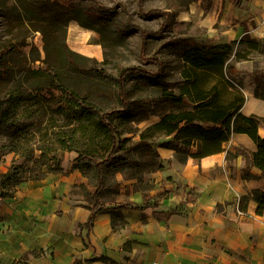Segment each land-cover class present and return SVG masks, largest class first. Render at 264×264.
<instances>
[{
	"label": "crops",
	"instance_id": "crops-1",
	"mask_svg": "<svg viewBox=\"0 0 264 264\" xmlns=\"http://www.w3.org/2000/svg\"><path fill=\"white\" fill-rule=\"evenodd\" d=\"M192 3L198 7L190 3L177 9L176 16L186 19L194 9L202 26L213 31L219 25L230 39L243 32L252 37L257 31L264 33V0H213L207 13L199 8V1ZM67 28L72 35L91 32L75 20ZM89 51L98 55L99 48ZM202 98L211 106H227L236 99L238 113L264 115V101L251 92H209ZM257 133L264 137V123L258 124ZM158 140L137 152L144 165L162 164L151 173L147 202L136 179L117 177L121 181L118 193L93 214L86 245L78 231L85 233L83 227L92 211L86 206L89 201L83 203L82 192L74 190L81 189V184L92 190L87 178L73 168L76 152L62 153L61 172L47 173L40 180L26 178L11 194L0 196V264H264V210L256 214L253 200L242 214L236 210L239 196L264 180L243 179L241 156L228 164L225 161V151L238 145L256 151L250 137L233 132L223 144L224 151L198 160L190 155L194 148L171 142V136ZM252 172L259 170L254 167ZM184 189L191 191L194 201L166 219L164 213L179 205ZM126 202L142 207L120 209L122 219L113 225L111 213L117 204ZM153 203L162 213L160 219L153 215Z\"/></svg>",
	"mask_w": 264,
	"mask_h": 264
},
{
	"label": "trees",
	"instance_id": "trees-1",
	"mask_svg": "<svg viewBox=\"0 0 264 264\" xmlns=\"http://www.w3.org/2000/svg\"><path fill=\"white\" fill-rule=\"evenodd\" d=\"M6 0H0V5H4ZM17 2L7 7V16H13L20 23L32 22L40 18L34 11L32 5L27 0H16ZM49 0H47L48 2ZM86 0H66V4H61L59 0H52L51 24L48 26H36L34 29L41 32L45 41L44 51L46 56H32L31 61H40L42 66L35 70L39 76V83L34 84V89L54 88L58 91L59 100L54 104L53 113L63 120L58 127H52L50 131H45L38 138L36 132L28 131L25 126H21V119L30 118L41 111L40 104L28 105L21 92H8L7 96L0 99V127H6L11 133V139L0 146V154L13 153L22 158L21 162L11 164L7 170L0 174V196H6L13 192L16 185L26 179L23 173L28 171L27 179L40 180L47 173L61 172L60 165L62 153L64 151H74L77 157L74 159L73 168L78 169L83 176L90 181L95 179V186L92 191L80 185L84 199L89 201L86 206L92 211V215L84 224L85 233L83 236L85 245L89 242V234L92 226L93 214L101 211L102 202L100 196L106 188V175L114 176L119 173L124 179H136L141 181V173L148 169L155 172L162 168V164L147 166L139 162L137 152L149 145L150 141L157 137L171 136V142H176L194 148L190 155L198 160L206 155L224 151L223 144L227 143L233 132L245 133L256 145V151L238 145L234 150L225 151V161L236 159L238 156L244 158L243 179H263L264 180V137L257 133L259 123H264V115L258 116L250 114L248 116L238 113L235 106L236 99L227 106H211L210 102L202 98L209 92H203L192 104H188L183 94H176L166 89L168 82L164 79V61L157 57H150L147 60L156 64L155 72H149L140 66H118L116 75H110L103 67L95 68L86 66L85 62L90 58L78 54L68 49L65 43L59 38H64L66 27L70 20H75L79 26L92 29L98 32L102 38L108 37L110 33V12L114 7L105 6L97 0H88L93 6H84L82 2ZM199 1V6L204 13L209 12L213 0H180V6H186L192 2ZM143 0H137L138 12L143 17H148L154 12L161 16V23L157 30H146L137 25L126 24L129 27L138 28L142 36L140 41V54L144 55L146 42L144 35L156 38L162 31H167L171 27V22L175 17L173 10L167 6L163 9L153 8L144 11ZM36 9H42V2H36ZM51 3V2H50ZM62 9V10H61ZM40 11V10H39ZM40 13V12H39ZM50 33V35H48ZM51 33L53 35H51ZM189 42L191 38L187 39ZM240 42H245L249 49L258 50L261 40L250 38L244 34ZM188 42V43H189ZM23 39L7 40L0 44V75L8 71L7 57L18 47L24 45ZM190 49L184 53V60L191 64L194 69L216 66L221 68L226 57L231 52L230 44H219L217 47H224V51H203L196 45L189 44ZM55 59L57 62H52ZM98 65L105 63L104 60L93 59ZM59 63H68L73 69L81 73L89 74L91 69L97 71L101 83L113 87V100L120 108H104L90 99L87 94H81L71 87V79L65 71L59 67ZM129 77H137L142 85L162 86L164 89L159 92L160 97H169L177 103L188 105L186 108H176L160 115L157 121L150 123L142 129H131L125 127L130 120L131 92L126 87ZM40 100L49 101V92H35ZM104 97V95H102ZM255 97H258L255 94ZM241 101V98L239 99ZM238 100V101H239ZM144 120V119H142ZM141 120V121H142ZM138 131L137 140L125 137L124 133H134ZM35 143H37L35 145ZM162 142L161 145H167ZM39 151L38 154L35 152ZM152 156L158 158V154L152 151ZM30 164V168L24 169V165ZM36 168V172H33ZM257 168L259 172H252V168ZM27 168V166H26ZM31 169V170H30ZM44 169V170H43ZM114 194L118 193L120 182H113ZM151 182L146 180L137 187L143 192V201L147 202L146 190L151 187ZM108 191V189H107ZM111 191V190H110ZM114 196V197H113ZM195 198L191 196V191L184 189L182 200L179 205L164 213L168 219L171 214L178 213L187 202H193ZM253 200L257 206L256 214H261L264 210V184L249 190L238 198V208L244 209L246 203ZM140 208L131 202L119 203L111 213V223L114 225L121 218L120 209ZM153 215L160 219V212L156 210L153 203ZM221 209L220 205L216 206Z\"/></svg>",
	"mask_w": 264,
	"mask_h": 264
},
{
	"label": "rangeland",
	"instance_id": "rangeland-1",
	"mask_svg": "<svg viewBox=\"0 0 264 264\" xmlns=\"http://www.w3.org/2000/svg\"><path fill=\"white\" fill-rule=\"evenodd\" d=\"M27 1L31 3L34 11L40 16L32 22L20 23L17 19L14 20L13 16H7V7L16 3V0H6L4 5H0V44L7 40L16 39H23L25 42L24 45L18 47L7 57L8 71L0 75V99L5 98L8 92H21L26 104H40L42 106L40 112L30 118L21 119L20 123L28 131L36 132L38 138H40L42 133L50 131L53 126L58 127L63 122L53 113L54 104L59 100V96L58 91L51 87L34 89L32 85L39 83V74L36 71H28V68L35 70L37 67L42 66L40 61L33 63L31 61L32 56L39 55L40 58L46 56L43 35L34 28L51 24L53 13L50 12V9L59 7V5L52 6V0L48 2L47 0ZM40 1L42 2V5H40L42 9H36V2ZM97 1L105 6L114 7L110 12L111 27H109L108 37L102 38L98 32L92 29H90L89 35H86L88 31L84 29L85 34L75 33L72 35L68 32L67 27L65 37L62 38L59 35L61 42L63 41L68 49L90 58L85 62L86 66L103 67L107 73L113 76L116 75L118 66H140L149 72H155L156 64L149 62L147 59L157 57L165 63L163 76L168 82L166 89L176 94H183L188 104H192L203 92H251L252 96L255 97L256 94L258 96L256 98L264 101V33L257 31L253 33L255 37H252L249 33L247 34L250 38L261 40L258 50L249 49L245 42L239 41L245 32L239 33L236 37L230 39L221 32L222 27L219 25H216V30L213 31L202 26L194 12L197 6L195 3H191L194 8L192 16L186 14V19H179L176 16L177 9L187 8V5H179L180 0H143L142 8L144 11L153 8L163 9L169 6L175 17L171 22L170 29L162 31L158 37L143 36L146 49L144 55L141 56L140 41L142 36L140 31L138 28L129 27L126 24L137 25L146 30H157L162 21L160 14L154 12L148 17L141 16L138 12L137 0ZM59 2L66 4V0H59ZM82 5L93 6L88 0L83 1ZM51 35L53 34L51 33ZM189 38L192 41L189 42L187 40ZM190 43H194L196 47L203 51L216 52L224 51V47H217V45L227 43L231 46V52L221 68L208 66L193 69L191 64L184 60L185 51L191 48ZM96 46L99 48L98 55L94 51H89V48ZM93 59L104 60L105 63L98 65L93 62ZM51 61L57 62L55 59ZM58 66L69 75L73 89L81 94H87L90 99L101 107L120 108L113 100V87L101 83L97 71L91 69V72L86 74L73 69L68 63H59ZM126 87L131 92V110L128 115L130 120L125 124V127L131 129H142L146 125L157 121L163 113L176 108L188 107L184 103L172 101L169 97H160L159 92H162L164 87L142 85L137 77H129ZM35 92H49L50 100L39 101L40 97ZM124 136L137 140L138 131L124 133ZM11 137L10 131L1 126L0 146L9 141ZM158 139L159 137L153 140L154 145L160 143ZM35 153L38 154L39 151ZM21 161L22 158L13 153L0 154V174L5 172L11 164ZM24 166L25 170L30 168V164ZM32 170L36 172L37 169L32 167ZM151 173L148 169L144 170L141 173L142 180L140 182L136 181V186L137 184L142 185L146 180L151 181ZM23 175L27 178L28 171H25ZM120 176L119 173L114 176L106 175V188L100 196L101 202L112 198L114 194L113 182L117 180L121 183L117 179ZM121 178L123 177L121 176ZM87 185L93 190L95 179L91 177L90 181H87ZM74 191L82 192L81 189H75ZM87 202V199H85L83 203L87 204Z\"/></svg>",
	"mask_w": 264,
	"mask_h": 264
},
{
	"label": "built area",
	"instance_id": "built-area-1",
	"mask_svg": "<svg viewBox=\"0 0 264 264\" xmlns=\"http://www.w3.org/2000/svg\"><path fill=\"white\" fill-rule=\"evenodd\" d=\"M236 210H237V212H238L239 214H242V211H241V209L238 208V205H237V209H236Z\"/></svg>",
	"mask_w": 264,
	"mask_h": 264
}]
</instances>
